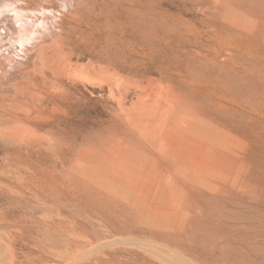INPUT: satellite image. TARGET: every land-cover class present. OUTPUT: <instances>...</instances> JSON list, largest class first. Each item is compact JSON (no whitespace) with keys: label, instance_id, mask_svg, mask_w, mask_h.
I'll return each mask as SVG.
<instances>
[{"label":"rangeland","instance_id":"rangeland-1","mask_svg":"<svg viewBox=\"0 0 264 264\" xmlns=\"http://www.w3.org/2000/svg\"><path fill=\"white\" fill-rule=\"evenodd\" d=\"M8 1L51 8L44 16L54 21L95 2ZM194 1L159 6L177 29L168 64L116 69L104 44L94 57L56 55V66L75 75L63 78L76 94L72 114L51 103L40 120L28 112L32 101L17 86L35 68L33 47L0 39V62L11 68L0 72V264H264V0ZM104 18L101 28L114 24ZM139 27L137 41H146L151 26ZM56 28L39 46L62 36ZM180 103L218 134L211 124L200 134L170 124L165 134L180 143L162 147L147 109ZM15 116H31V130Z\"/></svg>","mask_w":264,"mask_h":264},{"label":"bare ground","instance_id":"bare-ground-1","mask_svg":"<svg viewBox=\"0 0 264 264\" xmlns=\"http://www.w3.org/2000/svg\"><path fill=\"white\" fill-rule=\"evenodd\" d=\"M28 1L32 2V0H28ZM163 1L164 0H95L93 7H88L87 9H82V8H80L79 5H77L76 8L69 15H67V16H69V18L64 17V18H59V20L57 18H55L57 20L54 21L55 16L54 17H47V16L45 17L44 16V15H46L45 14L46 12L48 14V12L50 10H52L51 8L46 7V9L49 10L46 12H43L40 9H32L31 6H28V7L18 6V7L12 8V7H9L10 1L0 0V39H1V42L4 39L6 41V39H8V38L18 36V37H16V38H19V39H16V40H18V45L23 47L24 50H25L24 47L26 45H28V46L31 45L33 47V48H31V51H32V53L35 54V60H34V61H36V63L34 64L35 68L32 71V73L30 74V76L28 77L29 79L27 78L28 79L27 81L24 79L26 82L25 84H23L24 81H22V82L20 81L22 84L17 86V89L25 90L28 94L29 99L32 101L31 104H29L30 102H28V101H27L28 104H25L26 109H28V112L32 113L34 115L35 119L37 118V120L38 119L40 120V119L45 117L44 115H46L45 109L47 107V103H51L54 106V109L56 112L71 113V114L76 113V111H77V108L75 105L76 104V100H75L76 94L73 91V89H71L72 86H67L65 83H63L64 76L71 79V78L75 77V75L74 74L69 75V73L68 74L65 73L64 71L60 70V68H58L55 64V56L56 55L62 56V54L65 53L66 50H68L67 54L71 55V56L73 54L78 53L79 57L84 58L86 53L88 52L89 53L88 55H90L91 57H94L95 56L94 51L100 44L101 45L102 44L111 45L112 48L114 49V52L116 55V57L115 56L113 57V59L116 58L115 59L116 65H114V67H116V69L120 68V66H122V65L124 67L129 66V68L133 67L134 69L136 67L141 68L148 61L157 62L156 60H159V58L164 60L166 63L168 61H170V59H169L170 47H171L170 37H171V33L173 32L175 26L173 27V25L171 23V18H170V15L168 14V11H166V10L163 11V10L159 9V6H162ZM193 1L194 0H192V2ZM222 1H224V0H197V2H199V4H201V5H208V4L210 5V4L219 3ZM13 3H15V2H12V4ZM3 14H7V17H3ZM101 18H104L106 23L114 22V24L112 26H110L111 28L109 26H106L105 29H103L100 27V25L97 24L98 22L100 23ZM144 21H148V23L151 26L152 33L149 37H147L146 41L144 39H142L141 41H137L139 38V32L138 31H140L139 26ZM67 24L69 25V27H66ZM57 25H58L59 29L62 31V36L60 38L56 39L53 43H51L49 45L41 44L39 46V44L42 40V39H40L41 36L49 30L57 29L56 28ZM175 29H176V27H175ZM1 30H3L5 33L10 32V34H12V36L11 35L10 36L4 35V36H6V38L3 37L4 32L2 34ZM131 37H132V41L136 42L137 45H134L135 44L134 43L131 46L130 42H127V40H129ZM10 44H12V43H10ZM28 46H26V48ZM2 48H3V46H2ZM11 49L14 50V48H11ZM17 49L18 48H16V50ZM19 51H21V53H23L21 49ZM26 51H28V49ZM31 51L29 50V52H31ZM50 51L54 52L53 53L54 56L53 55L51 57L48 56ZM11 52H12V50H11ZM1 53L2 52L0 51V57H1ZM17 53H19V52H17ZM11 55H13V54H11ZM4 56H6V55H4ZM7 56H9V55H7ZM217 56L219 57V55H217ZM24 57H26V56H24ZM36 57H37V59H36ZM9 58H12V57L9 56L8 59ZM47 60L52 62V64L47 66L46 65V63L48 62ZM8 62H10V61H8ZM12 62H10V63H12ZM203 62H204V60H203ZM10 63H8V64H10ZM37 66H40V68H37ZM159 67H160V65H159ZM7 69L10 70L11 68H9L8 66L3 67L2 63L0 64V72H5ZM100 73L103 76L108 75L109 78H111L112 80H115L116 82H122V78H120V77L115 78V76H117V72L111 73L109 70H106L103 67V69L102 68L100 69ZM171 78H173V77H171ZM187 80H188V78H187ZM51 86H54V88H51ZM190 86H191V83H190ZM193 86H191V87H193ZM138 87L139 86H137V88ZM195 88L198 89L199 87L195 86ZM191 91H193V90H191ZM22 92L24 94V91H22ZM138 92H139V90H138ZM25 96L26 95H24V97ZM212 96H213V94H212ZM141 99L142 98L139 97L140 102H141ZM228 101H227V103H229ZM181 103L177 104V109H174V110L172 109L171 104H169L168 107L166 109H164L162 113H160L158 110L157 111L155 110V109H158V106L156 107L155 105L152 108V110H155V112L154 111L152 112V110L150 111V109H147L149 112L147 114V115H149V119L147 122V124H149L148 127L150 129L154 130L155 135L158 134L157 135L158 140L160 139L164 142L161 144L162 147L163 146L165 147L166 145H168L169 143H167V142H169L171 140L172 141L170 143L172 145H174V147H176V145H178L180 143L179 137L178 138H177V136L174 137V135L171 136L170 133H168L167 135L165 134L167 131L166 129H168L170 124H172L173 127L176 126L177 128H180V130L194 131V132H197L198 134L201 133L202 127L210 128L209 125L211 124L213 129H215L216 133L218 134V128H216L217 126H215V125H213V123H209L207 120H205L201 116V114H199L200 112L197 113L196 111H192L194 108L187 111L186 108L184 107L185 105L183 106ZM216 106L219 107L220 105L218 104ZM202 108H201V110H202ZM214 109H215V107H214ZM225 111H226V109H225ZM229 111H230V109H229ZM227 112H225V113L227 114ZM221 113H223V112H221ZM231 113L232 112H230V116L232 115ZM134 115H136V114H134ZM29 117H31V116H29ZM29 117L28 116H23V117L22 116H15V118H17L18 125L20 127L24 126L26 128H28L32 123L31 118H29ZM248 117H249V115H248ZM34 123H36V122H34ZM138 128L139 129L141 128V124L138 125ZM21 129H23V128H21ZM30 130H31V128H30ZM35 130H36V128H35ZM156 132H158V133H156ZM163 132H164V134H163ZM197 133H195V134H197ZM210 137L217 139V137L213 136L212 134H209V138ZM219 138H221V137H219ZM214 141H216V140H214ZM201 145H204V144H201ZM161 151L164 152V150H161Z\"/></svg>","mask_w":264,"mask_h":264}]
</instances>
